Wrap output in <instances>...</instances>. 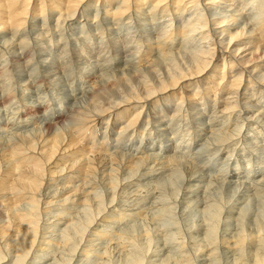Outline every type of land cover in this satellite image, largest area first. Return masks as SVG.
<instances>
[{
  "label": "bare ground",
  "instance_id": "1",
  "mask_svg": "<svg viewBox=\"0 0 264 264\" xmlns=\"http://www.w3.org/2000/svg\"><path fill=\"white\" fill-rule=\"evenodd\" d=\"M154 19L158 20L157 24ZM83 23L96 41L92 46H85L86 49L76 50L75 41H65V35L70 36V32L65 31L71 30L77 34L75 27ZM151 24L157 30L148 29ZM163 24L166 25L163 27ZM95 27L100 32H94L97 31ZM131 28L133 31L129 34ZM105 38L106 43L103 41ZM79 40L83 39L80 37ZM68 50L72 51V57L80 64L74 70L69 57L67 59ZM110 57L115 60V65L109 66L107 61ZM93 60L101 63L97 67H90L88 62ZM16 69H19L17 72L20 75L10 81L7 76L15 73ZM74 71L77 72L73 77L78 88L69 95L66 89L71 80L68 77L70 72L74 75ZM5 85L8 90L11 85L18 86L19 92L7 91ZM51 87L63 88L64 96L68 97L67 106L59 109L55 106L54 98L50 99L52 102L44 100L45 103L41 104H25L32 98H49L46 91ZM23 92L31 94L25 95ZM15 101L18 102L14 107H18V121L14 122L17 129L14 131L7 126L0 128V264H86L92 255L98 257L95 264H109L116 256L118 260L113 262L117 264H218V253L227 255V251L234 256L227 264H264V233H261L264 232V220L255 219V229L250 234L242 233L239 226L236 232H229L227 236L218 235L222 225L225 232L224 229L229 228L232 221L243 223L245 208L235 218L233 215L225 216L224 224L219 219H205L195 229L183 228L184 231L174 223L168 229L166 226L161 228L162 231L156 227L157 231L151 225L157 233L153 235L148 225L152 222L151 214L153 218L156 217L153 214L156 210L151 211L149 206L152 199V202L157 201H154L155 195L151 194L153 197L150 201L146 206L142 202V208L138 211L144 223L143 227L138 223L141 230L144 228V235L142 233L140 236L144 253L130 256L124 251L122 241L128 245L131 237H137L136 232H142L135 227L127 228L124 232L126 236L120 234L116 240L110 235L113 216L118 215L119 221L125 218L126 212L120 208V202L128 198L140 203L141 195L138 190L132 189L135 183L151 177L147 183H142V187L153 185L155 182L152 183L151 179L177 174L179 165H187L188 169L191 163V166L199 168L194 165L197 162L187 161V153L184 156L173 154L172 149L148 155L137 153L140 140L134 137L143 136L152 127L166 138L167 134H171L167 118L180 117V113L188 116L194 109L192 116L195 120L192 124H208L211 134L217 136L215 144L214 140H207L211 145L208 150L222 151L225 155L229 146V152L232 149L237 151L241 142L247 139L244 135L255 134L256 127L264 126V0H0V108H12ZM202 101L209 103L208 113L206 109H201ZM198 110L199 113H196ZM200 110L204 111L202 116ZM11 112L14 115V110H9V114ZM189 117H186L187 120ZM23 118L30 119L29 124L32 122L35 126L24 132L23 124L28 122H23ZM146 129L148 131L145 133ZM130 134H133L132 139V136H128ZM126 137L133 143L138 142L134 146L120 143V139ZM145 138L150 144L153 143L150 136ZM114 141L126 150L113 144ZM112 146L117 151L114 148L115 151L111 153ZM107 152L108 155H104ZM200 162L203 164L204 161ZM203 166L198 171L203 175L187 172L190 176L182 179L183 192L176 191L175 197H172L173 203L180 198L185 205L203 207L202 212L213 209L222 213L212 203L208 204L210 201L205 193L201 197L197 193L201 188V179L206 176ZM112 171L120 172L121 176H133L124 177L123 181L118 182L119 178L116 180V177L119 173L116 175ZM256 172L258 175L253 178L239 174L233 178L223 176L236 186L232 190L234 194L254 181H264V166ZM98 173L103 174L104 178L109 176L112 181L107 184L112 190L118 189L119 194L109 189L111 199L108 198L107 204L97 205L99 210H96V215L78 235V224L75 225L73 221L76 217L90 215L85 205L90 204L93 196L97 195L98 184L104 183L97 176ZM175 176L165 182L161 180V186H174L177 181L180 184V177ZM243 179L246 180L242 184L240 181ZM208 189L205 191L210 192ZM256 195L259 196L258 193ZM238 198L240 194H237ZM93 202L97 204L96 200ZM230 202L227 213H235L234 208L241 209V202ZM134 209L132 211L135 213ZM106 224H110L108 229ZM59 227L66 235L56 240L55 230ZM185 230L191 231L187 237ZM73 231L77 234L75 240L79 241L76 244L67 237ZM174 234L182 247L180 258L168 250L173 245L167 236ZM143 236H147L146 240ZM113 241L117 242L112 248L109 244ZM151 245L153 249H150ZM245 250H249L250 254L243 262ZM174 254L178 253L174 251Z\"/></svg>",
  "mask_w": 264,
  "mask_h": 264
},
{
  "label": "rangeland",
  "instance_id": "2",
  "mask_svg": "<svg viewBox=\"0 0 264 264\" xmlns=\"http://www.w3.org/2000/svg\"><path fill=\"white\" fill-rule=\"evenodd\" d=\"M255 4V3H254ZM254 15H255V13H254ZM152 21H153V19H151ZM154 21L156 22V24H157V21H156V19H154ZM84 24L85 23H83V24H78L79 26H81V27H78V25L75 27V30H76V32H77V34H74V33H72L71 32V30L69 31H65V32H68V34H69V32H70V36L72 35V36H74V37H72V38H70V36L69 35H65V41H68V42H74L75 41V45H74V47L76 48V50H80V49H86V47L85 46H92L94 43L93 42H95L96 41V38H95V36L93 35V33L91 34L90 33V31H89V28H88V30H86V28H84L83 26H84ZM93 24H95V22L93 23ZM166 24H163L162 26L164 27ZM155 25H150V26H148L147 28L148 29H150V30H157V29H154L155 27H154ZM100 27H102V26H100ZM96 28V27H95ZM152 28V29H151ZM97 29V28H96ZM78 30V31H77ZM93 30V29H92ZM131 31H129V34L133 31V29L131 28L130 29ZM94 32H100V31H98V29H97V31L96 30H93ZM74 32V31H73ZM81 32V33H80ZM128 32V31H127ZM157 32V31H156ZM81 35H80V34ZM79 34V35H78ZM123 34L124 33H122L121 35H120V37L121 36H123ZM69 36V38L68 39H66L67 37ZM77 36V37H76ZM81 37V39H83V40H79V38ZM85 37V38H84ZM102 41V39L100 40V42ZM104 41V43H106L105 41H106V38L103 40ZM86 42V43H85ZM98 44H99V42H98ZM52 45H53V40H52ZM71 45V44H70ZM70 45H68V47L67 48H71V47H69ZM189 46V45H188ZM196 45H194L193 46V48L195 47ZM73 47V48H74ZM84 47V48H83ZM94 47V46H93ZM95 48V47H94ZM91 49V48H90ZM191 49V48H190ZM69 51V50H68ZM91 51H93V49H91ZM55 52H57V51H55ZM88 52V51H87ZM87 52H85L84 53V55H86V53ZM68 57H69V59H68ZM66 58V57H65ZM111 59L109 60V61H111V62H109V61H107L108 63H109V66L110 65H115L116 63L114 62L115 60L114 59H112L113 57H110ZM67 59L70 61V63H71V68L74 70V69H76V68H78V66L80 65V64H77L78 63V61L75 59V58H73L72 57V51H69L68 53H67ZM69 63V64H70ZM101 62H97L96 60H93V61H89L88 62V64H90V67H97L98 66V64H100ZM5 64V63H4ZM76 64V65H75ZM88 64H86L85 66H87ZM92 65V66H91ZM75 67V68H74ZM177 67V66H176ZM178 68V67H177ZM84 69H89L88 67H85ZM17 71H19V69H16L15 70V73L13 72L12 74H9L8 76H7V78H9V80L10 81H13V79H17L18 77H19V75H20V72H17ZM78 71V70H77ZM87 71V70H86ZM17 73V74H16ZM77 72L76 71H74V75L70 72L69 73V80H71L70 81V83L68 84V86H67V89H66V87H65V89L67 90V94H71L72 95V92L74 93V91L78 88L76 85H78V83L74 80V77L76 76L75 74H76ZM71 74V75H70ZM13 76H15V78L13 77ZM74 76V77H73ZM12 78V79H11ZM73 80H74V83H73ZM5 82H6V79H5ZM9 87V86H8ZM14 87V88H13ZM18 86H15V85H11V88H9V90L10 91H16V93H18L19 91H18V89L19 88H17ZM5 88H6V90L7 91H9L8 89H7V87H6V85H5ZM13 88V89H12ZM21 88V87H20ZM71 88V89H70ZM17 89V90H16ZM62 90H63V88H62ZM62 90H59V87H55L54 89L51 87L50 88V90L49 91H46V93H49V94H46V96H48L49 98H46V99H43V98H40V99H30V100H28L25 104H28V105H30V104H41V103H45V102H47L46 100H50L51 98H54V101H55V106H57L59 109H61L62 107H64V106H67V104H66V101H68V97H66V96H64V92L62 91ZM22 92V91H21ZM53 92V93H52ZM23 93H25V95H30L31 94V92L30 93H28V92H23ZM51 94V95H50ZM56 94V95H55ZM40 95L42 96L43 94L42 93H40ZM55 95V97H53ZM74 95V94H73ZM19 97H21V94H19ZM42 99H43V101H42ZM210 99V98H209ZM44 100H45V102H44ZM63 100V101H62ZM205 99H203V101H204ZM208 100V99H207ZM211 100V99H210ZM16 101H19V100H16ZM16 101H15V103H14V105H12L13 107L12 108H10V107H8V108H4V106L3 107H1L0 108V128H1V126H3V129H4V126H7V128H9V127H12L11 128V130H14L15 131V129H17L16 127H17V124L15 125V123L18 121L17 120V113H16V111H17V109H18V107H16V108H14L17 104H18V102L16 103ZM39 101V102H38ZM42 101V102H41ZM64 101H65V103H64ZM202 101V105L200 106L201 107V109H206L205 110V112L206 113H208V111L210 110L209 109V103L207 102V101H205V103ZM216 100H214V102H215ZM34 102H36V103H34ZM50 102H52L51 100H50ZM208 104H207V103ZM61 103V104H60ZM63 103V104H62ZM61 106V107H60ZM16 109V110H15ZM9 110L10 111H12V110H14V115H13V112H11L10 114H9ZM192 110V109H191ZM195 110L193 109L192 110V112H194ZM183 112V111H182ZM192 112H189L187 115L188 116H191V117H189L190 119H188L187 120V118L186 117H188V116H186L184 113H180V114H178V116H180V117H177V115L175 116V117H171V119L170 118H167V120H169L168 121V128H169V132L171 133L169 136H168V134H167V137L166 138H164V136L162 135V134H159V133H157L156 131H154L153 130V128L152 127H150L149 128V132H147L148 130L146 129L145 130V133L146 134H144L143 136H140L139 135V137H134L135 139H138V141L140 140V148H138L137 149V153H141V152H143V154L145 153L146 155H148L149 153H154V152H158V153H160V151L161 152H163L164 150H171L172 149V152H173V154H176V153H178V154H180V155H183L184 156V154L185 153H187L188 155H185V156H187V157H185V158H187V161H191V162H197V164L196 163H194V165H196V166H199V168L198 167H194V166H191L190 164H188V166L189 167H194V168H189L188 167V169L186 168V166L184 165V166H182V165H179L178 167H179V169H178V171H177V174H174V175H177V176H175L176 178L179 176L180 177V184L178 183V181H177V185H166L165 187L164 186H161V183H162V181L163 182H165V181H167V180H169V178H171V177H174V175H172V176H164V175H162L160 178L159 177H154V179H151V180H153V182L152 183H154L153 185L151 184V185H148V186H146L145 188H143L142 187V185L143 184H145V182L147 183V181H149L150 180V178L151 177H146V178H148V179H146L145 181H143V182H138V183H135V185H133V187H132V189L134 190V188H135V190L137 191L138 190V193L141 195V200H140V203H139V200L138 201H136V203L135 202H132V201H129L128 200V198H126V199H124V200H122L121 202H120V208L124 211V213H125V218L124 219H120V221L118 220V218H119V216L118 215H115V216H113V218L114 219H112L113 220V223H111L112 225H110V224H106L107 225V229L109 228V226L108 225H110V227H111V229H110V231H111V234L110 235H112L113 237H115V240H116V238L118 237V235H120V234H125L124 232H126L128 229H130V228H136L137 229V231H142V232H140L141 234H139V233H137L136 232V236L137 237H133V239H132V237L129 239V241H128V245L126 244V243H124V241H122V245H123V247L126 249V250H124L125 252H127V253H129V255L131 256H137L138 255V253H140L138 256H140L142 253H144V251H145V249H144V246L142 245L143 244V242L141 243V241H140V239H141V235H142V233H143V235H144V228H143V230H141L140 228L141 227H143V225H144V223H142L143 222V218H142V216L138 213V211L140 212V210H141V206L144 204V206H146V204L150 201V199L153 197L152 195H155V200L154 201H157L156 203L155 202H152L153 201V199H152V201H151V203L153 204V205H157V206H153L152 204L149 206L150 208H151V211L153 210L154 211V209L157 211H154V215L156 216L155 218H153L154 216L151 214V217H152V219H150V221H152L151 222V224H149L148 225V229L149 230H151V234H157V233H155L156 232V230H157V228H158V230H159V228L161 229V228H164L165 226H166V228L168 229L169 228V225L170 224H172V223H174V224H177V226L178 227H180V229H182L183 231H184V229L186 228V229H195V227L197 226V225H199V224H201V223H204L203 221L205 220V219H213V220H215V219H219L220 221H222L223 222V224H224V221H225V223H226V218L229 216H231V215H233V217L235 216V217H237L238 215H239V213L241 212V210H243V208H245L243 211H245V215L243 214V216H244V222L243 223H239V222H236V221H232L230 224V226H229V228H227V229H224V231L225 232H223V228L225 227L224 225H222V227L220 226L219 227V232H218V235H222V236H227V234L229 233V232H236L237 231V229L239 228V226H241V229L240 230H242V233H245V234H250V232L252 231V230H254L255 229V219H262V220H264V193H263V191H264V188H262V187H264V181H261V180H258V181H254V182H252V184H250V185H246V186H244V187H242V188H239V191H238V193H234L233 194V192H232V190H234L233 188L234 187H236L235 185H233V184H231L230 182H229V180L228 179H226L225 177L226 176H223V174L224 175H227L229 178H233L234 177V175H238L239 174V176H245V177H247V178H249V177H251V178H253V177H255V176H257L258 174H257V170H261L262 168H263V166H264V126L263 127H261V128H258V127H256V129H255V131H256V133L254 134V133H251L249 136L248 135H244L243 137H245V138H247V139H245V142H241L242 144H240V146H238V148H236V149H238L237 151L236 150H234V149H232L231 150V152H229L230 151V146L227 148V151L228 152H226L225 153V155H223V153H222V151H217V150H214V149H212V150H208V146H211L210 145V142H208L207 140L209 139V140H214V144L216 143V139H217V136H215V135H213V134H211V131H210V126L208 125V124H205V125H202V123H200L199 124V126H195L194 124H192V122L195 120V118L192 116ZM200 115L202 116L203 115V112L204 111H202V110H200ZM196 113H199V110L198 111H196ZM195 113V115L196 116H198L199 114H196ZM183 116V119H182V116ZM194 115V114H193ZM212 115V114H211ZM199 117V116H198ZM208 117V116H207ZM207 117L205 118V120L207 121ZM180 118V119H179ZM186 118V119H185ZM192 118V119H191ZM194 118V119H193ZM173 119V120H172ZM29 120L30 119H25L24 120V118H23V122L24 121H26V122H28V124H23V130H24V132H26V130H30L31 129V127H33V126H35L34 124H32V122H31V125L29 124L30 122H29ZM178 121H180V122H178ZM7 122V123H6ZM15 122V123H14ZM190 122V123H189ZM179 123V124H178ZM12 124V125H11ZM127 124V123H126ZM173 124V125H172ZM182 124V125H181ZM184 124H186V125H184ZM16 126V127H15ZM202 126V127H201ZM208 126V127H207ZM14 128V129H13ZM205 128V129H204ZM192 131V132H191ZM206 131V132H205ZM208 132H210V134L208 133ZM206 133H208V135L206 134ZM103 135L104 136H106V134H105V132H104V130H103ZM116 135H117V133H116ZM133 134H130V135H128V136H132ZM156 135V136H155ZM199 135V136H198ZM201 135V136H200ZM148 136H150L151 138H152V141H153V143H149V141H148V139H146L145 137H147L148 138ZM175 136V137H174ZM178 136H179V138H178ZM213 136V137H212ZM113 137H115V135L113 136ZM170 137V138H169ZM249 137V138H248ZM127 138L128 137H126L125 139H120V143H122V142H125V143H127V144H129V145H127V146H134V144L135 143H137L138 141H136L135 143H133L132 141H130L129 139L127 140ZM130 138V137H129ZM133 138V136L130 138V139H132ZM212 138V139H211ZM216 138V139H215ZM169 139V140H168ZM181 139V140H180ZM171 140V141H170ZM129 141V142H128ZM156 141H159L160 143H163L164 142V144H160V145H158L157 143H156ZM192 141V142H191ZM247 141H249V142H247ZM179 143V144H177V143ZM118 142L117 141H114L113 142V144H116V145H120V144H117ZM153 144V145H152ZM175 144V145H174ZM209 144V145H208ZM200 145V146H199ZM232 145V144H231ZM122 148H124L122 145H120ZM166 146V147H165ZM113 147V146H112ZM111 147V148H112ZM97 148V147H96ZM111 148H110V152L112 153L113 151H117V148H115V147H113L112 149V151H111ZM114 148H115V150H114ZM128 148V147H127ZM149 148V149H148ZM125 149V148H124ZM153 149V150H152ZM244 149V150H243ZM126 150V149H125ZM134 150H135V148H134ZM242 150V151H241ZM95 151H96V149H95ZM179 151H181V152H179ZM187 151V152H186ZM210 151V152H209ZM104 153V152H103ZM108 153L109 152H107V154H104V155H108ZM110 153V154H111ZM181 153H183V154H181ZM216 153V154H215ZM244 153V154H243ZM102 154V153H101ZM194 154H195V156H194ZM230 154V155H229ZM211 155V156H210ZM190 156V157H189ZM221 156V157H220ZM193 157V158H192ZM220 157V158H219ZM238 157V158H237ZM199 158V159H198ZM232 158V159H231ZM193 159H198L197 161L196 160H193ZM229 159V160H228ZM202 160V162H203V164L200 162ZM205 160H206V162H205ZM234 160V161H233ZM186 162V161H185ZM203 166L202 167V169H203V172H205V174H206V176L203 178V179H201V181H200V184H201V188H199L198 189V191H197V193H200V197H201V195L202 196H204L205 194L207 195V197L209 198V203L208 204H210V203H212L213 204V206H214V208H218V209H220L221 210V212L222 213H219L218 211H214L213 209H211L210 211H205V212H202L201 210L203 209V207H201V206H198V208L196 207V205L195 206H190V205H185V203H183L184 201H180L179 199L180 198H178V200L175 202V203H173V199H172V197H175V193H176V191L177 192H180V193H182L183 192V190H182V188H183V185H184V183L182 182V179H186V177H189L190 175L187 173V172H191V173H193V174H196V175H203L202 174V172L200 171V172H198L199 170H200V166L201 165ZM208 166H207V165ZM205 165H206V168H205ZM198 168V169H197ZM205 168V169H204ZM208 168V169H207ZM209 168H211V169H209ZM185 169H186V171H185ZM196 169V170H195ZM180 170V171H179ZM181 170H184V171H181ZM236 170V171H235ZM170 171V170H169ZM112 172H114V171H112ZM181 172V173H180ZM182 172H184L183 173V176H181L182 175ZM213 172V173H212ZM246 172H247V174H246ZM110 172H108V174H109ZM116 175H117V177H116V180H118V178H119V180H118V182H121V181H123L124 180V177H129V178H131L133 175H131V174H129V175H123L122 174V176H121V174H120V172H114ZM171 173V172H170ZM237 173V174H236ZM107 174V173H106ZM107 174V175H108ZM112 174V173H111ZM111 174H109V175H111ZM209 174V175H208ZM233 174V175H232ZM257 174V175H256ZM105 175V174H104ZM188 175V176H187ZM98 177H101V180L104 182V183H102V184H98V186H99V188L97 187V190L95 191V192H97L96 194L97 195H95V196H93V198L90 200V204H87V205H85V207L87 208V210H89V214L90 215H87L86 217H76V221L74 220L73 222H74V224L75 225H82V227L81 226H78L77 225V227H78V229L76 230V233H78V235H80L82 232H83V229L85 228V226L87 227L88 225V222L90 221V219H93V217L96 215L95 213L99 210V205H101V203H106L107 204V201H108V198H110L111 199V195H110V193L111 192H113V191H115V192H118L117 190L118 189H116V190H112L110 187V184H107L109 181H110V179H109V176H105V178L103 177V174H101V173H98V175H97ZM121 176V177H120ZM164 176V177H163ZM264 176V175H263ZM163 177V178H162ZM217 177V178H216ZM128 178V179H129ZM156 178V179H155ZM216 178V179H215ZM222 178H223V180H225V181H223L222 180ZM157 179H159V181L157 180ZM156 180V181H155ZM162 180V181H161ZM208 180V181H207ZM209 180H210V182H209ZM213 180V181H212ZM220 180V181H219ZM246 179H243L242 181H240L242 184H243V182L245 181ZM112 181V180H111ZM110 181V182H111ZM159 183H158V182ZM223 181V182H222ZM261 181V182H260ZM208 182V183H207ZM212 182H213V184H212ZM218 182V183H217ZM219 182H220V184H222V185H220L219 184ZM143 183V184H142ZM198 183V182H197ZM209 183L211 184V185H209ZM106 184V185H105ZM158 184H160V185H158ZM208 184V185H207ZM218 184V185H217ZM255 186H254V185ZM261 185V186H259V185ZM103 185V187H101ZM140 187H138V186ZM106 186L108 187V189L106 188ZM110 186V187H109ZM163 187V188H161V187ZM178 186V187H177ZM210 186V187H209ZM215 186V187H214ZM220 186V187H219ZM254 186V187H253ZM101 187V188H100ZM151 187V188H150ZM225 187H227V188H225ZM104 188V189H103ZM147 188H149V189H147ZM208 188H210V192H209V194H208V192H206L207 190H209ZM214 188V189H213ZM229 188V189H228ZM251 189L252 191H249V190H247V189ZM110 189V190H109ZM144 189V191H142ZM145 189H146V191H145ZM228 189V190H227ZM246 189V190H245ZM257 189L259 190V191H257ZM262 189V190H261ZM111 191V192H109V191ZM141 190V191H140ZM149 192H148V191ZM172 190H174V191H172ZM206 190V191H205ZM225 190H227V191H225ZM103 191V192H102ZM156 191V192H155ZM199 191H201V192H199ZM204 191V192H203ZM212 191V192H211ZM229 191V192H228ZM246 191H248V192H246ZM99 192V193H98ZM142 192V193H141ZM144 192V193H143ZM162 192H164V193H162ZM170 194H169V193ZM224 192L225 193H228V195L230 196V197H227L228 195H225L224 194ZM259 194V196L258 195H256L257 193ZM101 193V194H100ZM146 193V194H145ZM169 195V196H167V194ZM180 193H177V195L178 194H180ZM205 193V194H204ZM211 193V194H210ZM118 194H119V192H118ZM148 194V195H147ZM152 194V195H151ZM158 194V195H157ZM237 194L239 195L240 194V198H238L237 199ZM253 194V195H252ZM260 194H263V195H260ZM106 195H108V196H106ZM157 195V196H156ZM219 195V196H218ZM225 195V196H224ZM143 196V197H142ZM146 196V197H145ZM171 196V197H170ZM244 196V197H243ZM252 196V197H251ZM145 197V198H144ZM157 197V198H156ZM161 197H163V198H161ZM179 197H181V194L179 195ZM220 197V198H219ZM223 199H222V198ZM234 197V198H233ZM239 197V196H238ZM249 197V198H248ZM143 198V199H142ZM171 198V199H170ZM219 198V199H218ZM231 198V199H230ZM251 198V199H250ZM104 199H106V200H104ZM159 199H161L162 201H164V202H162L161 200H159ZM211 199V200H210ZM246 199V200H245ZM94 200H96V202H97V204L95 203V202H93L92 203V201H94ZM100 200V201H99ZM144 200H145V202H144ZM147 200V201H146ZM159 200V201H158ZM166 200V201H165ZM216 200V201H215ZM230 200H232V201H234V202H237V203H240V207H241V209H239V210H237L236 208H234L235 210V213H227L228 212V208L231 206V202H230ZM236 200V201H235ZM238 200H241V201H238ZM243 200H245L244 202H243ZM125 201H126V203H125ZM128 201V202H127ZM179 201L181 202V204H179ZM218 201H220V203L218 202ZM142 202H143V204H142ZM169 202H171L170 204H169ZM187 202V201H186ZM225 202H227V203H225ZM230 202V203H229ZM132 203V204H131ZM155 203V204H154ZM157 203H159V204H157ZM166 203V204H165ZM168 203V204H167ZM173 203V204H172ZM178 203V204H177ZM184 205H183V204ZM229 203V204H228ZM96 204V208L94 207V205ZM99 204V205H98ZM122 204H124V206L122 205ZM163 204V205H162ZM225 204V205H224ZM97 205H98V207H97ZM128 205L131 207H128ZM133 205V206H132ZM137 205V207L135 208L134 206H136ZM139 205V206H138ZM141 205V206H140ZM176 207H175V206ZM181 205H183V206H181ZM250 205V206H249ZM159 206H161L162 207V210H160V207ZM165 206V207H164ZM167 206H168V208H167ZM82 207V206H81ZM127 207H128V209H127ZM157 207V208H156ZM184 207H185V209H184ZM186 207H187V209H186ZM92 208V209H91ZM136 210H135V209ZM159 208V209H158ZM165 208L166 209H168V210H170L169 212H168V210L166 211L165 210ZM171 208V209H170ZM176 208V209H175ZM95 209V210H94ZM126 209H127V211H126ZM135 210V213L132 211V210ZM97 210V211H96ZM129 210V211H128ZM177 212H176V211ZM223 210V211H222ZM227 210V211H226ZM246 210H248V211H246ZM159 211V212H158ZM161 211V212H160ZM185 213H184V212ZM195 211V212H194ZM240 211V212H239ZM250 211V212H249ZM134 214H133V213ZM136 212H137V215H139V216H137V215H135L136 214ZM171 212H172V214H171ZM207 212H209L210 214L209 215H206V214H208ZM213 212V213H212ZM131 214V215H129V214ZM161 213H163V215L161 214ZM183 213V214H182ZM218 213V214H217ZM166 214H168V216L166 215ZM170 214V215H169ZM205 215V218H204V215ZM211 214H213L214 216H212ZM221 214V215H220ZM235 214V215H234ZM127 215H128V217H127ZM77 216H79V215H77ZM118 216V217H117ZM164 216H166V217H164ZM225 216H227V217H225ZM131 217V218H130ZM161 219L160 221L162 222V224H160V221H157V220H159V218ZM212 217H214V218H212ZM216 217V218H215ZM234 217V218H235ZM263 217V218H262ZM83 218H85V219H83ZM135 218V219H134ZM83 219V220H82ZM139 219V221H137V220ZM249 219V220H248ZM142 220V221H141ZM156 222H155V221ZM201 220V221H200ZM80 221V222H79ZM173 221V222H172ZM177 222V223H176ZM254 224H253V223ZM80 223V224H79ZM138 223L141 225L142 224V226L140 227V225H138ZM150 223V222H149ZM155 223V225H153V224ZM240 224V225H239ZM242 224H243V226H242ZM114 225V226H113ZM129 225V226H128ZM156 229H154L152 226ZM157 225V226H156ZM161 227H160V226ZM162 225H163V227H162ZM236 227H235V226ZM238 225V226H237ZM159 226V227H158ZM187 226V227H186ZM79 227H81V228H79ZM157 227V228H156ZM173 227H174V225H173ZM227 227H228V225H227ZM242 227L244 228V230L242 229ZM128 228V229H127ZM134 228V229H135ZM175 228V227H174ZM184 228V229H183ZM221 228H222V230H221ZM57 229V228H56ZM59 229V230H58ZM57 230H55V231H57L56 232V236H55V238H56V240H59V239H61L64 235H66V234H62V232H61V229H62V227H59ZM154 229V230H153ZM236 229V230H235ZM133 230V229H132ZM157 230V231H158ZM163 229H161V231H162ZM233 230V231H232ZM246 230V231H245ZM78 231V232H77ZM148 231V230H147ZM187 231L188 230H185V233H186V235H185V237H187V235H190L189 234V232H191V231H188V233H187ZM222 231V232H221ZM79 232H81V233H79ZM149 232V231H148ZM248 232V233H247ZM58 233H61L60 235H58ZM173 233V232H172ZM261 233H262V235H263V231H261ZM74 233V231L70 234V235H68L67 237H69V239H70V241H72L73 243H75V242H79V241H77V240H75V239H77V234H75ZM116 234V235H115ZM138 234V235H137ZM146 234V233H145ZM234 234V233H233ZM62 235V236H61ZM73 235V236H72ZM162 235V234H161ZM160 235V236H161ZM111 236V237H112ZM125 236H126V234H125ZM169 236V235H168ZM167 236V238L169 239V238H171L170 240H171V242H172V249L171 248H169L168 250H170L171 251V253L173 254V255H177V258L179 257L180 258V256H182V255H180V253H182L181 252V249L180 248H182V247H180L178 244H180V240H178L177 238V235L176 234H174V235H172V236H170V237H168ZM175 236H176V238H175ZM58 237V238H57ZM71 237V238H70ZM144 237V239L147 237H145V236H143ZM172 237L174 238V240L172 239ZM262 237H264V235L262 236ZM124 238H126V237H124ZM136 238H138V239H136ZM219 238V237H218ZM135 239V240H134ZM175 239H177V242H176V240ZM220 239V238H219ZM126 240V239H125ZM130 240H133L134 242H130ZM146 240V239H145ZM118 241H120V240H118ZM137 241H138V243H137ZM144 241V240H143ZM174 241V242H173ZM116 242L117 241H113L112 243H110L109 245L110 246H112V248L114 247V244H116ZM176 242V243H175ZM179 242V243H178ZM250 242V241H249ZM55 243V242H54ZM124 243V244H123ZM135 245H133V244ZM76 244V243H75ZM121 244V243H120ZM136 244L138 245V246H136ZM176 244H177V246H176ZM248 244H250V243H248ZM127 245V246H126ZM132 245V246H131ZM152 246V248H150V249H153L154 247H153V245H151ZM150 246V247H151ZM133 247H138V248H133ZM141 247L143 248V249H141ZM174 247H177L176 249L174 248ZM178 247H179V249H178ZM134 250H133V249ZM147 248V247H146ZM59 249L61 250V249H63V248H60L59 247ZM179 250V251H176V250ZM139 250V251H138ZM175 251V253H178V254H174V251ZM263 250H264V242H263ZM141 251H143V252H141ZM225 251V250H224ZM223 251V252H224ZM246 251V252H245ZM243 253H245L246 255H244V257L245 258H243L242 257V261L244 262V261H246V259H247V257H248V255L250 254L249 253V250H245ZM133 252V253H132ZM136 252V253H135ZM135 253V254H134ZM227 253V255L229 254V255H231V256H228L227 257V255H225V253H218L219 254V261H220V263H218V264H227V262H229L230 260L229 259H231V258H233L234 256L232 255L233 253H228V251L226 252ZM64 254V253H63ZM116 254V253H115ZM224 255V256H223ZM62 256V255H61ZM95 255H92L91 256V258L89 259H87V258H85V259H87L86 260V264H88V262H89V264H91V263H93V264H95L94 263V261H98V257L96 256V257H94ZM222 256V257H221ZM118 256H116L115 257V261H117L118 259H116ZM231 257V258H230ZM236 257H239V256H236ZM175 258H176V256H175ZM114 260H112V261H110V263L109 264H117V262H113ZM229 260V261H228ZM92 261V262H91ZM112 262V263H111ZM229 264V263H228Z\"/></svg>",
  "mask_w": 264,
  "mask_h": 264
}]
</instances>
